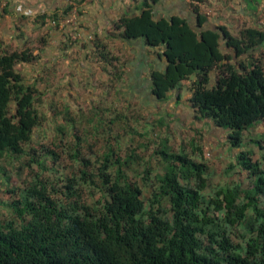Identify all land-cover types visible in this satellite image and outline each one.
<instances>
[{
	"label": "trees",
	"instance_id": "16d2710c",
	"mask_svg": "<svg viewBox=\"0 0 264 264\" xmlns=\"http://www.w3.org/2000/svg\"><path fill=\"white\" fill-rule=\"evenodd\" d=\"M152 1L158 0H144L139 13L123 14L116 22L122 38L144 39L165 60L151 71V95L165 101L182 82H191L188 101L196 116L225 128L231 146L241 147L245 131L264 123V27L243 24L232 33L201 11L207 0H191L189 16L157 17ZM59 19L53 17L55 25ZM93 44L96 61L111 63L115 56L108 45L95 38L86 45ZM43 51L0 41V160L25 155L23 167L36 160L61 162L55 148L78 120L70 116L56 126L53 138L46 136L47 144L41 142L44 124L52 119L42 111V97L56 88L47 70L34 81L24 71L37 65ZM122 68L114 65L115 78L123 79ZM97 108L84 120L95 128L87 130L94 137L88 144L93 153L81 152V136L75 134L71 158L77 169L61 186L38 175L6 190L13 198L11 216L0 217V264H264V134L256 140L260 158L252 157L253 150L237 153L251 178L248 187L222 186L215 196L206 194L207 164L163 143L158 151L163 171L154 174L145 197L152 167H144L142 182L130 175L140 155L124 148L122 132H115L126 115L115 106L104 121ZM101 130L109 135L107 143L93 149ZM42 148L43 160L33 157Z\"/></svg>",
	"mask_w": 264,
	"mask_h": 264
},
{
	"label": "rangeland",
	"instance_id": "374dc122",
	"mask_svg": "<svg viewBox=\"0 0 264 264\" xmlns=\"http://www.w3.org/2000/svg\"><path fill=\"white\" fill-rule=\"evenodd\" d=\"M190 1L158 0L155 3L152 1V3L154 12L157 9L164 14L188 15V12L191 11ZM71 2L74 1H69L68 5ZM200 8L211 21L226 24L232 33L237 34L243 24H257L264 27V0H207L201 4ZM139 12L140 9L136 13ZM80 14L79 8L78 23L76 26L71 25L72 27L78 28L80 26ZM59 22L57 25L60 24ZM50 23L53 27L61 29L55 25L53 20ZM25 29L26 45L32 48L42 46L43 49H47L53 43L52 37L48 35L50 32L48 29L42 27H36L33 30H27L25 27ZM80 31L78 28L77 32ZM76 37L67 38V35L63 33L65 45L61 46L60 49L64 54L59 56L56 63L47 64L48 67H45L46 64H41L40 68L35 71L32 70L35 67L28 65L24 71L26 74L30 73L28 77L34 81L37 76L47 70V78L50 79L54 90L56 88L55 94L52 90H48L42 97V111L53 120L49 119L45 122L44 129L41 131L44 136L41 135L43 139L41 142L47 144V137L53 138L56 135V126L70 119V116L78 120L76 127L72 128L73 130L70 127L69 129L66 128L67 134L65 137L63 135L64 140L55 148L60 153L61 162L42 165L36 160L23 167L20 163L27 160L25 155L18 159L0 160L1 218L4 215L11 216L9 201L13 198V194L6 192L8 187L13 189L19 184L24 186L33 176L38 175L44 176L49 179L50 183L59 187L63 183L62 179L71 174L73 168L77 169V163H73L71 158V153L76 149L75 134L81 136L79 147L81 152L86 156L93 153L88 144H93L91 139L94 137L87 133V130H95V128L87 125L84 120L90 116L89 114L95 107H101L99 112L103 114L104 121L112 116L111 113H108L109 110L116 111L115 106H117V111L126 115L125 121L119 122L118 128L115 127V132H122L124 148L127 146L136 148L140 155L133 164L135 170H128L130 175L142 182L144 167L147 164L152 167V180H146L149 188L143 187L145 197H148L152 190L151 182L154 180V174L163 171V160L158 153L163 147V143H167L176 151L187 152L195 161H203L207 164L208 186L205 189L206 194L215 196L222 186L235 187L240 184L242 188H245L251 185L249 174L237 162V153L253 150L252 157L254 159L260 158L262 151L256 140L264 134L263 122L246 130L243 145L235 148L228 141V131L225 128H219L211 121L196 116L188 101L189 98L186 97L190 93L191 82L184 81L179 89L170 93L172 95L168 100H157L149 92L148 72L142 71V69L148 68V64L150 69L153 68L154 58L146 56L143 59L142 56L145 53L140 50L135 54L130 53L129 49L132 48L130 43L122 42L120 39H111L105 42H107L111 55L115 58H111L109 64L105 61L101 63V61H96L97 53L94 55L92 51V49H96V46L93 44L94 48H92L86 45L88 41H85L81 35ZM43 38L47 40L44 45L41 41ZM79 39L80 42H78ZM1 42L6 43L5 41ZM139 52H142L140 57ZM113 61L119 70L123 67V79L115 78L114 74H117L118 71L113 72ZM101 65H105L106 70ZM138 69H140V73L137 72ZM179 93L180 97L177 96ZM66 104L69 105L70 109L67 118L64 111ZM56 110L61 111L55 116L54 111ZM124 126L127 127L126 130L123 129ZM99 127H102V124H99ZM98 134L96 138H99L100 141L96 140L97 143L94 148L92 147L93 149L105 146L109 137L108 133L102 130ZM43 150L44 148L32 153V155L34 154L33 157L43 160ZM123 155L125 154L123 153ZM135 171L136 175H133ZM55 190L59 191L60 189ZM9 195H11L10 198ZM242 233L245 234L243 230Z\"/></svg>",
	"mask_w": 264,
	"mask_h": 264
},
{
	"label": "crops",
	"instance_id": "0c3cea01",
	"mask_svg": "<svg viewBox=\"0 0 264 264\" xmlns=\"http://www.w3.org/2000/svg\"><path fill=\"white\" fill-rule=\"evenodd\" d=\"M69 1L76 2L80 8V26L78 28H80V35L85 41L95 38L101 43L107 44L106 40L120 39L122 42L132 45V48L129 49L130 53L135 54L140 50L145 54L142 56V52H139V57L142 56L144 59L146 56H151L150 58H154L155 63L152 69H150L149 64L147 69H142L143 72H148V84L151 88V71L163 67L165 60H162L158 56L157 49L146 44L144 39L126 40L122 38V30L116 26L117 20L123 14L138 12L144 0H0V39L3 38L1 41H5L6 44L11 46H24L27 40L25 38V27H27V30H33L36 27L46 28L50 31L48 35L52 37L53 43L50 44L51 48L49 47L45 52L43 51L42 58L35 66L36 70L40 68L41 64L57 62L59 56L64 54L60 49L61 46L65 45L63 31L53 27L50 22L55 16H60L59 20L67 16V12L64 11ZM155 14L157 17L173 15V13L164 14L157 9ZM189 15H191V11L188 12ZM78 42H80V39ZM133 60L136 61V59ZM137 72L140 73V69ZM190 95L191 92L186 97L189 98ZM177 96L180 97L181 95ZM176 101H179V99H176Z\"/></svg>",
	"mask_w": 264,
	"mask_h": 264
},
{
	"label": "built area",
	"instance_id": "2783aa9c",
	"mask_svg": "<svg viewBox=\"0 0 264 264\" xmlns=\"http://www.w3.org/2000/svg\"><path fill=\"white\" fill-rule=\"evenodd\" d=\"M69 5H71V7L67 11V16H65L64 18H62L60 20L59 27L61 28V30L63 32L67 33V38H75L76 36L80 37V33H78L77 31L72 30L73 28L75 29V27L71 26V25L76 26L77 23H78L79 8H78L76 2H71ZM72 33H73V35H72Z\"/></svg>",
	"mask_w": 264,
	"mask_h": 264
}]
</instances>
